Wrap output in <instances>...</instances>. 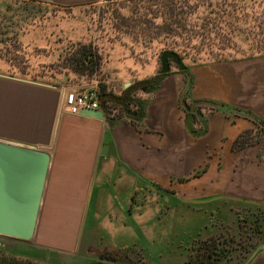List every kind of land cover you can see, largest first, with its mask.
<instances>
[{"label":"crops","instance_id":"0c3cea01","mask_svg":"<svg viewBox=\"0 0 264 264\" xmlns=\"http://www.w3.org/2000/svg\"><path fill=\"white\" fill-rule=\"evenodd\" d=\"M242 63L224 62L195 68L189 96L192 94L193 99L215 100L250 110L264 119L263 87L252 78L249 81L254 69ZM97 72L92 78L74 72L78 76L69 84L61 82L57 76H53V82L47 83L0 69V139L44 148L52 155L42 225L37 233L40 246L51 244L67 253L78 250L82 230L86 233L85 218L89 210L96 212L97 206L109 204L116 198L124 220L129 222L127 226H121L124 233L119 235L120 240L115 242L114 248L141 245L146 255L157 261L159 255L156 254L162 248L148 247L141 227L138 226L135 232L134 213L130 214L125 206L133 204L141 191H156L158 186L171 189L170 196H166L170 197L169 202L177 199V203L197 204L203 209L217 201L242 197L243 191H251L246 198L264 199L263 166L257 163L241 165L240 169H234L236 181L231 183V173L218 171L220 160H215L224 157L227 158L224 161L230 164L237 154L246 151H234L232 145L241 132L252 127L253 122L222 110L209 114L203 111L209 124L208 132L199 137L191 135L181 105V94L186 86L181 74L171 72L165 75L151 93L137 90V96L146 100V116L141 121L134 119L138 124L131 120H117L111 124L108 120L84 115H60L64 97L62 89L66 88L65 94L68 95L73 88H80L79 85H91L98 81ZM106 135L111 139L108 152L103 155ZM258 150L257 147L256 157ZM214 151L219 152L214 154ZM211 156L212 161L201 166L205 158ZM241 163L244 164L242 159ZM203 168L206 171L201 175L181 181ZM245 176L249 177L250 186L243 182ZM228 178L229 182H226ZM170 216H173L172 211L168 212ZM205 219L202 214L201 220ZM73 224L76 226L74 234L66 229ZM129 227L133 233L127 229ZM201 235L199 227L186 234L191 240ZM181 254L183 256L184 252L170 249L161 256L166 259L164 262L171 264ZM247 264H264V250Z\"/></svg>","mask_w":264,"mask_h":264},{"label":"rangeland","instance_id":"374dc122","mask_svg":"<svg viewBox=\"0 0 264 264\" xmlns=\"http://www.w3.org/2000/svg\"><path fill=\"white\" fill-rule=\"evenodd\" d=\"M29 1L31 0H0V69L25 77L38 78L47 83L54 81L53 76L59 77L61 82L74 83L78 75L63 66L69 62L70 54L77 50L80 44L92 42L100 63L97 72L98 90L100 83H103L107 89L121 94L137 81L158 74L161 69V53L166 49H171L175 42L181 44L184 42L182 38H175L165 32L158 35L153 28L148 33L144 32V26L135 21L134 7L136 4H141L133 2L136 0H116L119 3L113 7L108 6L107 3L114 0H35L36 4L41 3L39 5L31 3L30 8L25 10L27 8L25 3ZM33 5L40 7L34 8ZM101 6L104 7L99 12ZM201 11L200 9L199 12H195L194 20L197 15H201ZM157 14L155 22L161 23V12ZM153 16L155 15L149 14L150 19L154 18ZM10 22L14 24L11 26ZM7 26H11L12 29H7ZM194 36L195 39L190 40L191 54L186 55L180 52L189 67L192 78V70L197 67L243 61L242 64L247 63L254 69L251 71L252 74H249L251 76L249 81L252 78L264 90V56L219 61L216 54L220 50L217 48L212 51V48L216 47L207 44L208 41L202 42L200 34ZM171 66V71L167 75L171 72L181 74L185 84H190V82L191 85L194 84L190 74L188 77V72L186 74L180 71L174 62ZM66 76H68L67 79ZM187 80L189 83L186 82ZM127 82L131 84L125 86ZM189 99L190 102L196 100L193 99L192 94ZM201 110L209 114L211 106H206ZM253 113L256 115L255 112ZM232 116L236 115L232 114ZM185 117L186 112L184 111V119ZM126 120H131L130 122L135 124L139 123L126 116L120 117L119 121ZM113 122L110 121L111 124ZM250 129L255 133L260 131L259 126L254 122L252 127L246 130ZM261 133L263 135L259 141L264 142V132ZM223 140L226 141V138ZM260 146L261 144H258L245 148L246 151L237 154L230 164L225 162L227 158L216 157V161L220 160L218 171L231 173V179H233L231 183H233L236 181L234 169H240L241 165L257 163L264 167V159H261L258 153L257 157L255 155L257 147L260 148ZM217 152L219 151H214V154H218ZM212 157H206L201 166H205L209 160L212 161ZM241 159L244 164L241 163ZM262 176L264 177V173ZM247 178L249 177L245 176L243 182L246 186H250ZM226 182H229V178ZM234 189L235 187L231 191ZM152 191H141L133 204L125 205L130 214L134 213L132 217L135 220V232L138 231V226L141 227V234L148 247L154 250L162 248L161 252L156 254L160 259L158 257L155 261L142 252L141 257L136 259L138 264H167L168 262H164L166 259H163L161 255L170 249L184 252L183 256L181 254L171 263L182 264L189 257L191 246L189 244L194 241L187 238L188 232L191 234L199 227L202 236H206L219 229L227 230L236 226L235 222L238 217L243 218L242 221L246 220L251 207H248V204L250 205L251 202L257 203L255 205L259 209L264 206V199L257 201L246 198L251 191H243L242 197H233L234 199L229 201L222 200L204 206L205 210L197 204L186 206L181 201L177 203V199L172 203L169 202L171 199L166 196H170L171 189L158 186L156 191ZM117 201L114 198L109 204L97 206L96 212L89 210L85 218L86 233H83V229L78 250L72 253L58 250V246L51 244L40 246L37 237L30 241H21L0 236V250L21 258L32 259L40 264H88L98 259V254L103 250L116 247L115 242H119V235L124 233L121 226L128 225L129 221L124 220L126 218L117 205ZM170 211L173 212V216L169 218L168 212ZM202 214L205 215V220H201ZM42 218L43 210L39 229L42 225ZM75 228L73 224L66 229L74 234ZM88 229H90L89 232H87ZM127 229L133 233L132 227ZM73 238L68 239L73 240ZM144 240L142 239L143 243ZM133 247L137 251L142 249L141 245Z\"/></svg>","mask_w":264,"mask_h":264},{"label":"trees","instance_id":"16d2710c","mask_svg":"<svg viewBox=\"0 0 264 264\" xmlns=\"http://www.w3.org/2000/svg\"><path fill=\"white\" fill-rule=\"evenodd\" d=\"M35 2V0L26 2L25 10H28L31 3ZM133 2L141 3L134 7V17L137 24L144 26V32L148 33L153 28L158 35L165 32L175 38L183 39L182 44L175 42L171 46V49L180 55L181 53L191 54L190 40L195 37V34H200L202 42L208 41L207 44L216 47L212 48V51L217 48L220 50L216 54L219 61L264 56V0H136ZM118 3L114 0L107 4L113 7ZM33 7L40 6L33 5ZM103 7H100L99 12ZM141 8L144 10L141 11ZM200 9L201 15H197L194 20L193 15ZM158 12L162 15L161 23L155 22ZM149 14H154V18L150 19ZM196 19H198L197 22ZM12 24L14 22H10L9 25L12 26ZM10 27L7 26V29L11 30ZM97 59L92 42L80 44L78 49L70 54L69 62L63 67L92 78L100 66ZM184 72L186 74L188 72V77L191 75L189 67ZM165 75L167 73H158L150 78L139 80L121 94H115L107 89L105 84L100 83L98 100L105 106L108 119L115 122L120 120V117L127 116L132 120L141 121L146 116V100L137 96L136 91L153 92ZM192 87L191 82L186 84L181 94V105L185 112L188 113L194 104V110L211 106V111H221V107L228 105L209 99H196L190 102L189 94ZM113 108H118L120 114L111 117L109 112ZM233 110L234 112L230 114L251 120L259 126L260 131L255 133L250 129L242 132L234 140L232 149L240 151L261 144L258 155L264 159V142L259 141L263 135L261 132H264V120L250 110L243 111L239 107H234ZM205 171L206 168H203L191 177L182 178L181 181H188ZM251 203L248 204V207H251L246 220L242 221L243 218L238 217L236 226L227 230L219 229L195 239L190 246L189 257L182 264H243L256 246L264 242V206L259 209L255 205L257 203ZM142 252H144L143 249L137 251L133 246L125 249H105L98 254V259L88 264H138L136 259L141 257ZM0 264L40 263L0 250Z\"/></svg>","mask_w":264,"mask_h":264},{"label":"water","instance_id":"95a60500","mask_svg":"<svg viewBox=\"0 0 264 264\" xmlns=\"http://www.w3.org/2000/svg\"><path fill=\"white\" fill-rule=\"evenodd\" d=\"M171 60L179 70L188 69L177 51L166 49L160 56V74L171 71ZM129 84L126 83V86ZM194 105L186 117L187 128L193 136H204L208 132V120L201 109L194 110ZM234 107L227 105L220 109L232 113ZM80 115L109 120L102 103L96 109H82ZM196 118L201 122L202 129L195 128ZM110 139L111 136L106 135L101 152L103 155L108 152ZM51 165L52 155L46 149L0 139V236L21 241L37 237ZM262 250L264 244L258 245L246 264Z\"/></svg>","mask_w":264,"mask_h":264},{"label":"built area","instance_id":"2783aa9c","mask_svg":"<svg viewBox=\"0 0 264 264\" xmlns=\"http://www.w3.org/2000/svg\"><path fill=\"white\" fill-rule=\"evenodd\" d=\"M80 88H73L74 91L70 92L68 95L65 94L66 88H63V100L61 104L60 115L64 113H70L73 115H80V112L84 108H99L100 102L98 100V81L95 83L82 86ZM110 116H117L119 110L117 108L111 109Z\"/></svg>","mask_w":264,"mask_h":264},{"label":"flooded vegetation","instance_id":"af4514ba","mask_svg":"<svg viewBox=\"0 0 264 264\" xmlns=\"http://www.w3.org/2000/svg\"><path fill=\"white\" fill-rule=\"evenodd\" d=\"M172 62H174V61H172L171 60V64H172ZM175 63V62H174ZM176 64V63H175ZM172 67V66H171ZM179 69V68H178ZM180 71H183V70H180ZM184 72V71H183ZM169 73V72H168ZM118 114H120V112L118 113ZM187 115H188V113L186 112V117H187ZM186 117H185V119H186ZM195 125L197 126V127H195L196 129H202L203 127H202V124H201V122L199 121V119L198 118H196V120H195Z\"/></svg>","mask_w":264,"mask_h":264}]
</instances>
